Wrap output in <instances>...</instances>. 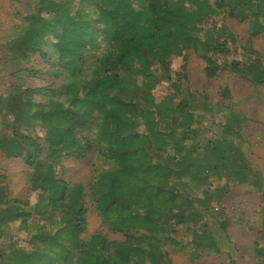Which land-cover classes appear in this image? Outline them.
<instances>
[{
  "label": "trees",
  "instance_id": "trees-1",
  "mask_svg": "<svg viewBox=\"0 0 264 264\" xmlns=\"http://www.w3.org/2000/svg\"><path fill=\"white\" fill-rule=\"evenodd\" d=\"M27 8L36 15L16 26L4 48L13 53L17 72L37 56L47 69H28V77L46 83L25 90L11 83L0 96L9 130L0 149L29 168L27 191L35 202L28 209L30 203L14 199L0 209V228L17 224L24 235V241L9 240L10 254L0 249V259L170 264L164 246H183L180 232L186 230L196 250L218 253L221 239L198 218L211 202L220 205L229 184L245 182L250 168L245 142L236 137L198 141V113H221L222 133L233 125L240 131L246 119L189 91L185 62L193 51L204 62L205 77L215 78L220 64L213 57L231 49L221 39L227 36L235 45L236 38L222 20L249 19L251 33L259 34L264 0H36ZM173 58L182 59L180 70L173 68ZM222 67L252 85L264 84V67L255 59H230ZM160 84L170 93L157 101L153 92ZM227 96L225 88L221 97ZM94 151L108 168L88 188L58 176L62 161H82ZM221 180L223 186L212 187ZM90 207L121 240L100 232L81 238ZM33 214L37 219L30 224ZM261 224L263 246L255 252L264 264V218ZM219 230L225 234L226 225ZM26 240L29 247L16 248L15 242Z\"/></svg>",
  "mask_w": 264,
  "mask_h": 264
},
{
  "label": "rangeland",
  "instance_id": "rangeland-1",
  "mask_svg": "<svg viewBox=\"0 0 264 264\" xmlns=\"http://www.w3.org/2000/svg\"><path fill=\"white\" fill-rule=\"evenodd\" d=\"M35 2L36 0H0V96L5 95L11 83L19 85L21 90H25L27 87L42 86L46 83L43 78L28 77V69H47L44 62L37 56H33L28 63L20 65V72H17L18 67L12 62L13 53L4 48L5 41L15 35L14 29H18L16 26L27 24L26 16L34 12L27 8V4L33 5ZM34 14L36 15V12ZM261 20L262 24H264V16L261 17ZM222 21L227 31L236 37L235 45L232 44V41L227 36L221 39L226 41L231 49L222 55L213 57L221 66H219L217 75L213 79L205 77L204 62L193 51H189L185 62L187 75L184 79V86L192 93L206 94L210 105L223 104L228 108H232L234 112L239 113L240 116L246 119L240 131L236 130L235 125H233L229 132L222 133L220 127H218V122L223 119V115L221 113L213 115L209 112L201 111L198 113L200 115L198 118L200 123L197 128L200 129L199 134H201L198 141L217 139L224 134V137L226 136L228 139H230L229 137H236V141L245 142V156L250 171L245 178V182L229 184L228 192L220 201L219 206L215 202H211L208 212L202 213L201 217L198 218L199 225L205 224L207 231H216L221 239L219 252L215 253L205 249L196 250L192 243L189 242L188 230L181 231L180 241L184 244L183 246L175 247L169 244L164 246V250L169 255L170 264L261 263L256 257L255 249L263 246V241L258 237V234L262 225L261 221L264 218V84L252 85L222 66L224 61L228 62L230 59L244 62L247 59H255L264 67V31L259 34L251 33L249 19L243 23H237L230 18ZM247 44H249V50L245 49L246 52H243L242 47H247ZM234 47L237 52H234ZM253 52L257 53L258 56H255ZM181 64H183L181 58L172 59L174 69L180 70ZM225 88L228 89V96L222 99L221 93ZM168 93H170V90L164 84L157 85L153 92L157 101ZM8 133L9 130L4 127L0 113V139L8 137ZM0 151L2 150L0 149ZM48 163L49 160L47 159L45 164L47 165ZM22 166L24 169V163ZM26 168L25 170L28 171L29 168ZM107 168L105 160L98 158L94 151L82 161L70 159L62 161L56 167V171L63 180L88 188L95 181L98 174ZM15 170L17 171L18 168H15ZM19 177V181L11 186L8 193H10V196L15 197L13 199H20L19 201L30 203L28 209H32L35 202V194L26 193V189H28L27 174H20ZM256 181H259L257 184H260V186H255L254 183ZM223 184L224 180L214 181L212 187H221ZM180 190L182 191V189ZM86 204L88 205V202ZM35 219H37V216L33 214L32 218L29 219V223L33 224ZM222 223L226 225L225 234L219 232L221 231L219 229ZM7 225L4 228L2 227V229L0 228V233L9 232L11 236L9 239L0 236V249L8 257L11 250L9 248V240L22 239L24 241V235L19 233L17 224ZM47 229L48 227H45L44 231H47ZM97 232L104 234L109 240L122 239L121 235L109 232L106 225L102 223L98 211L90 207L87 213V227L80 235L81 238L86 240ZM31 233H36L34 228H32ZM185 236L186 238L183 239ZM26 239L30 240V236ZM15 243L17 244L16 248L29 247L27 240ZM7 257L4 260L0 259V263L7 264Z\"/></svg>",
  "mask_w": 264,
  "mask_h": 264
},
{
  "label": "crops",
  "instance_id": "crops-1",
  "mask_svg": "<svg viewBox=\"0 0 264 264\" xmlns=\"http://www.w3.org/2000/svg\"><path fill=\"white\" fill-rule=\"evenodd\" d=\"M23 163L20 158L9 157L3 151H0V209H5L8 204L13 203L12 200L15 197L10 196L8 191L11 186L15 185V182L19 181L20 174L27 173V170H25L26 167L24 169L22 168ZM15 168H18V170L16 171ZM26 193H28L27 189Z\"/></svg>",
  "mask_w": 264,
  "mask_h": 264
}]
</instances>
